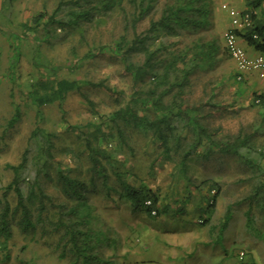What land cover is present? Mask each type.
<instances>
[{
    "label": "rangeland",
    "instance_id": "1",
    "mask_svg": "<svg viewBox=\"0 0 264 264\" xmlns=\"http://www.w3.org/2000/svg\"><path fill=\"white\" fill-rule=\"evenodd\" d=\"M58 1L0 0V213L6 203L11 210L17 204L13 191L4 197L5 187L13 179L12 171L6 166L18 165L26 148L33 147V139L39 140L45 135H51L54 147L52 158L45 157L51 180L43 178V188L53 204H67L55 181L56 170H72L73 176L87 179L85 170L89 163L84 152V135L96 131L98 126L102 132L112 130L115 134V128L105 121V116L125 106L132 94L130 77L123 71L118 58L106 50L103 54L98 51L95 57H88L99 46L112 45L122 34V21L116 14H110L103 22L92 20L66 29L58 25L48 26L46 21L34 29L23 27L24 24L29 26V21L42 11L51 15ZM256 1L260 5L256 6V15L264 21V0H243L249 7H253ZM167 2L161 0L157 11L151 15L157 13L155 17L158 18ZM238 2L208 0L210 26L202 31V35L204 41L216 49V58L210 69L198 71L191 79L192 87L187 97L191 104L210 100L199 114L207 117L211 112L216 114L209 119L202 117V124L210 130L220 128L216 139L239 132L242 135L255 132L252 146L264 151V108L251 105L253 92L264 90V86L249 84L247 79L243 83L235 81L233 63L223 54L221 47V36L230 23L228 13L221 5L227 4L238 10L241 9ZM77 10V7H63L55 19L68 21L72 19L70 13ZM148 21L149 17L138 24V34L147 30ZM131 39L129 32L127 40ZM188 44L189 39L183 38L174 48L180 50ZM62 79L92 84L103 81L116 88L120 95L115 101L116 98L104 90L86 85L80 91L68 93L62 104L63 110L58 103L38 108L32 91L44 94L45 84ZM213 105L226 111L215 113ZM15 107L20 117L11 124ZM62 113L70 125L81 128L73 132L63 131L60 127ZM149 118H154L152 113ZM35 130L41 133L33 138L31 133ZM131 132L124 130L132 153L129 155L124 147V156L115 154L114 168L133 186L143 184L155 191L159 197V209L167 208L168 212L152 219L140 212L133 215L125 205L116 201L114 193L110 198L107 190L101 188L98 196L89 199L96 216L93 215L90 227L93 231L105 233L108 241L101 249L106 257L114 255L115 264H236L238 251L244 250L247 252L246 264H264V220L255 204L249 203L248 206L247 201L259 179L251 175L247 166L240 165L238 160L235 162L234 157L219 153L210 159L191 154L183 173L179 162L186 146L180 149L174 160L160 158L162 148L157 143H149L150 137L137 132L131 135ZM116 144L115 139L101 141L102 148L110 155L117 152ZM35 154L36 148L33 147L30 156ZM260 164L264 170V157ZM108 174V185L118 187L111 170ZM133 175L137 181L133 180ZM205 181L209 183L203 185ZM214 182L219 193L216 189L208 191ZM213 195H217L213 213L200 212L206 206V199ZM249 209L253 221L250 226L246 214ZM49 210L56 211L51 206ZM227 210L230 221L225 231H221ZM18 218L17 215L12 222V237L7 249H0V258L8 255L10 261L0 264L74 263L68 251L60 255L62 248L60 245L56 247L58 239L51 227L46 236H41L40 230L35 232L36 235H22L17 228ZM201 221L204 222L201 224ZM125 254L128 255L123 258Z\"/></svg>",
    "mask_w": 264,
    "mask_h": 264
},
{
    "label": "trees",
    "instance_id": "2",
    "mask_svg": "<svg viewBox=\"0 0 264 264\" xmlns=\"http://www.w3.org/2000/svg\"><path fill=\"white\" fill-rule=\"evenodd\" d=\"M160 1L59 0L51 15L42 11L29 21V26L23 25L25 29L26 27L34 29L46 21L48 26L58 25L66 29L92 20L103 22L109 18L110 14H116L122 21V34L112 45L99 46L88 57H95L98 51L99 54H103V51L106 50L107 53L118 58L123 66V71L130 77L132 94L125 106L119 107L105 116V121L115 128V134H112V130L107 133L102 132L98 126L96 131L87 136L84 135V152L87 153L89 163L85 170L87 179L73 176L72 170H56L55 181L59 193L64 196L67 204H53L42 184L43 178L50 177L49 165L45 157L52 158L51 151L54 146L50 138L51 135L42 136L39 140L33 139V147L36 148L35 156H30L33 148L30 145L23 152L18 165L6 166L12 171L13 179L5 187L4 197L9 191H13L17 197V204L11 210L6 203L0 213V249H7L8 242L12 237V222L18 215L17 228L22 235H36L35 232L40 230L41 236H46L51 227V231L57 235L56 247L60 245L62 248L60 255L68 251L73 257V264H115L117 261L114 255L106 257L101 249L102 245L108 241L105 233L100 230L93 231L90 227L94 219L93 215L95 216L93 214L95 208L89 203L91 197L98 196L101 188H104L107 190L108 197L111 198L114 193L117 196L116 201L125 205L133 215H138L140 212L152 219L158 218L162 213L166 215L168 212L167 208L159 209V197L155 191L143 184L138 187L133 186L132 183L126 181L123 174H119L115 170V154L124 156L122 153L124 147L128 149L129 155L132 153L124 130H131V135L133 132H137L146 138L150 137L149 143H157V146L162 148V152L159 154L160 158L174 160V156L179 153L182 147L186 146L181 153L179 162L183 173L186 172V162L191 154L201 159H210L215 153L236 158L235 162L238 160L240 165L247 166L251 175L255 176V179H259L253 194L247 198V201H249L248 206L252 203L255 204L264 220V170L260 164L264 157V151L252 146L255 132L244 135L239 132L216 139L220 128L210 130L206 125H203L204 123L202 124V117L206 118L207 116L199 114L200 109L208 106L210 100L196 104H191L188 101V90L192 87L191 79L198 71L210 69L216 58V49L210 43L205 42L202 35V31L207 30L210 26L211 10L208 0H168L157 18L155 17L157 13L152 15L151 13L157 11ZM69 6L79 9L70 13L72 19L68 21L56 20L55 17L62 8ZM256 6H260L259 1H256L253 7L248 6V9L244 10L252 12L254 24L250 30L239 35L242 44L244 43L257 53H264V21L256 15ZM148 17L147 30L138 34V24ZM129 32L132 35L131 40H127ZM253 34H258L259 38L253 39ZM183 38L189 39L190 45L176 50L174 48L176 43L179 44ZM221 44L223 54L230 60L222 36ZM234 80L237 81L235 74ZM237 82L246 81L244 79ZM47 84H49L48 87ZM47 84L44 86V94L40 95L36 90L32 91L33 100L38 108L58 103L60 110H63L62 104L68 93L80 91L86 85L102 89L114 98L120 95L116 88L107 86L103 81L92 84L62 79ZM82 96L91 105L87 97L83 94ZM115 101H118V98ZM251 105L264 108V90L253 92ZM212 107H215L214 111L218 114L226 111L218 106L213 105ZM151 113L154 116L153 119L149 118ZM215 115L211 112L207 118H212ZM19 117L20 112L15 107L11 124L17 122ZM60 127L67 132L77 131L81 128L78 125H70L64 119V113H62ZM40 133V130H35L31 136L36 138L40 136ZM104 138L117 140V152L112 155L106 153L101 146V141ZM39 141L41 143L37 144ZM153 152L152 150V154ZM255 154L257 157L253 158L256 156ZM109 170L115 177L118 187L108 185ZM133 177V180L137 181L136 176L133 175ZM207 183L209 182L205 181L203 185ZM215 189L217 192L219 191V187L214 182L210 184L208 191L210 193ZM216 198L217 195H213L210 199H206V206L201 208L200 212L212 214ZM147 201H150L149 206L146 205ZM49 206L56 211L50 212ZM246 214L248 216L247 225L250 226L253 223L250 219L252 218L251 209L247 210ZM229 221L230 214L227 210L221 231H225ZM244 252L247 262V252ZM2 261L9 263V256L5 255L3 259L0 258V263Z\"/></svg>",
    "mask_w": 264,
    "mask_h": 264
},
{
    "label": "built area",
    "instance_id": "3",
    "mask_svg": "<svg viewBox=\"0 0 264 264\" xmlns=\"http://www.w3.org/2000/svg\"><path fill=\"white\" fill-rule=\"evenodd\" d=\"M222 10L228 13L230 23L222 34L224 47L230 60L234 64L236 80L241 82L248 75H255L260 81H264V53L250 55L241 44L239 34L250 30L253 27L252 12L239 11L227 4L221 5ZM253 39H258V34L252 35ZM150 205V201L146 202ZM154 215L155 212L153 211ZM246 254L243 250L238 251L236 264H246Z\"/></svg>",
    "mask_w": 264,
    "mask_h": 264
},
{
    "label": "crops",
    "instance_id": "4",
    "mask_svg": "<svg viewBox=\"0 0 264 264\" xmlns=\"http://www.w3.org/2000/svg\"><path fill=\"white\" fill-rule=\"evenodd\" d=\"M238 4H239V6L241 7V9H238L239 11H244V10H247L248 8H245L244 6H246L245 4H244V2H243V0H239V2H238ZM246 7H248V6H246ZM228 26H229V24H228ZM227 26V27H228ZM242 44V43H241ZM242 46L247 50V52L250 54V55H255L257 52L256 51H254L253 49H251V48H248L244 43L242 44ZM256 76L255 75H248V76H246L245 77V79H247V80H249V84L250 83H254L255 85H260L261 87H263L264 86V82H262V81H258L256 78H255ZM257 81V82H256ZM162 218H166V216H162ZM161 218V219H162ZM165 220V219H164ZM128 255V254H127ZM126 254L123 256V258H125V256H127Z\"/></svg>",
    "mask_w": 264,
    "mask_h": 264
}]
</instances>
